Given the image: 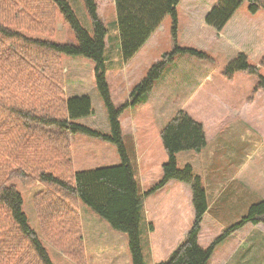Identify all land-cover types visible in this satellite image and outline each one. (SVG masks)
Returning a JSON list of instances; mask_svg holds the SVG:
<instances>
[{"label": "trees", "instance_id": "trees-1", "mask_svg": "<svg viewBox=\"0 0 264 264\" xmlns=\"http://www.w3.org/2000/svg\"><path fill=\"white\" fill-rule=\"evenodd\" d=\"M82 1L91 33L80 25L66 0H0V264H53L44 241L76 264H84L80 215L85 206L126 236L132 264H144L139 240L142 198L123 144L120 118L128 108L145 101L172 62V52L163 54L151 66L123 103L114 104L105 79L107 30L97 14L96 0ZM244 1L252 12L264 10V0H216L205 15L206 25L221 31ZM113 2L120 52L126 62L167 16L175 25L176 7L181 0ZM58 12L75 41L57 43L24 34H52ZM63 56H81L95 63L96 89L106 110L109 134L77 123L92 115L93 106L87 95L65 97ZM260 69H264V54L259 67L250 65L239 54L226 65L222 76L232 79L236 73L255 75L257 82L246 99L250 103L256 93L264 96ZM76 133L114 145L120 164L74 171L70 136ZM159 137L167 162L162 166V180L157 187L174 180L188 184L194 210L188 233L160 264H207L217 243L247 223H258L257 217L264 215V200L251 205L244 217L208 247H202L198 234L208 209L206 191L190 165L178 168L176 155L185 151L200 153L206 145L204 127L186 111L178 110ZM13 181L24 186L38 182L44 187L33 196L40 234L28 225Z\"/></svg>", "mask_w": 264, "mask_h": 264}, {"label": "rangeland", "instance_id": "rangeland-1", "mask_svg": "<svg viewBox=\"0 0 264 264\" xmlns=\"http://www.w3.org/2000/svg\"><path fill=\"white\" fill-rule=\"evenodd\" d=\"M66 1L80 25L91 33V25L83 1ZM209 1L190 0V3L185 5V1L181 0L176 7L175 27L172 18L167 16L156 32L126 62L122 60L120 52L113 0H96V5L97 14L107 30L104 49L105 79L114 104L123 103L131 88L146 76L151 66L158 63L163 54L172 52L173 60L166 66L156 84L160 85L162 91H165L173 100L176 109L179 107L180 110L186 111L188 97L194 89H197V93L193 99L197 98L200 90H206L216 94L235 110L237 109L238 115L228 120L227 128L221 133L207 135L202 155L193 151L180 152L176 155L178 168L190 165L195 175L199 178L203 176V186H211L214 182L232 183L230 194L225 195L216 206L227 205L226 210L221 213L229 215L232 211L239 209L241 200L232 194L234 180L226 167L224 151L220 144L227 133H236V138L228 143L234 147V155L237 158L243 157L248 151L249 161L238 176L237 182L247 180L251 183L249 193L255 198L264 200V139L261 132L256 130L255 133L252 126L244 122L243 108H241L250 96L257 77L236 73L233 80L229 81L222 76L226 65L239 54H243L250 65L260 66L264 54V10L258 9L252 12L249 9L250 4L244 1L225 27L217 31L205 23V15L211 9ZM24 34L57 43L75 41L59 12L56 14V27L52 34ZM62 66L65 97L87 95L92 102V115L77 120V123L102 134H109L106 110L96 89L95 63L81 56H63ZM259 73L264 77V69H260ZM184 78H190L189 84L180 91L179 84ZM205 78L210 82H206ZM152 91L149 100L153 101L155 96L159 95L162 101L161 89L157 87L155 91L154 89ZM142 102L143 100L122 114L120 118L122 140L135 169V177L142 198L139 240L143 261L144 264H160L184 239L186 235H183L188 233L193 224L192 191L188 184L177 180L157 187L162 180V166L167 162L159 133L173 117L164 115L168 114L174 106L167 112L159 110L154 115L150 103L142 105ZM206 108L213 111L209 104H206ZM218 111L221 112V108H218ZM186 112L190 115L188 111ZM70 145L73 169L76 172L120 164L116 147L105 141L76 133L70 136ZM204 163L209 167V175ZM12 183L21 195L22 211L28 225L40 234L33 196L44 187L38 182L30 186H24L19 181ZM80 205L85 206L82 203ZM216 207L211 210V213L216 212ZM85 208L88 211L82 208L80 215L85 247L84 264H132L126 236L114 231L91 209L86 206ZM260 221L258 227L264 229V219ZM232 225L228 222L220 226L218 222L212 221L205 214L200 223L199 244L202 247L205 245L208 247ZM224 240L215 245L213 252L218 248L216 254L211 255L213 257H210L207 264H223L224 262L239 264L238 259L243 260L244 249L247 247L241 249L231 260L228 256L234 242L229 239L224 243ZM43 243L53 264H76L46 241ZM248 264H264L261 253L257 252L254 261Z\"/></svg>", "mask_w": 264, "mask_h": 264}, {"label": "crops", "instance_id": "crops-1", "mask_svg": "<svg viewBox=\"0 0 264 264\" xmlns=\"http://www.w3.org/2000/svg\"><path fill=\"white\" fill-rule=\"evenodd\" d=\"M182 1H185V5L186 4L188 5L190 3V0H182ZM215 2L216 0H210L209 8H211L215 4ZM189 79L184 78L182 81H180V84H179L180 91H182L185 87H187V85L189 84ZM227 80L232 81L233 77L232 79H227ZM206 82H210V81L206 80ZM252 82L254 83L253 80ZM157 87H159L162 91V87L157 84L156 86L154 85V88H153L154 91ZM200 91L201 92L199 93L196 99H193V98L197 93V89H194V91L190 94V96L188 97L187 103H186V106H187L186 111H188L190 115L193 116L192 118L195 121L203 125L204 131L206 134V139H207L208 134L210 135L213 133L214 134L221 133L225 128H227L228 125L226 124L228 120L234 116H237L238 112H237V109L235 110L230 105L224 103L218 96H216V94H212V92H209L206 90L205 91L200 90ZM152 92L153 91H151L147 95L142 105H148V103H150V106L154 111V115H156L159 110L167 112L169 111L171 107L175 105L173 103V100H171L168 97L165 91H162L163 92V99H162L163 104L161 101V97L159 95L155 96V99H153V101H150L149 98L151 97ZM214 102H215V107H214ZM206 104H209V106L212 107L213 109L212 112L206 108ZM177 108L178 109H176V107L174 106L172 109H170V112L164 116L166 117L170 116L171 118L172 116L176 114L178 110H180L179 107ZM218 108H221V112L218 111ZM241 108H243L244 122L252 126L255 133H256V130L261 132L262 133L261 135L264 139V96L262 92H258L256 94L255 99L252 102L250 103L245 102ZM233 138H236V133L234 134L227 133L221 139L220 144L224 151V161H225L226 167L230 171V174L234 180L232 194L234 197L241 200V206L239 207L237 211H232V213L229 215H223L221 212H224V210H226L228 206L223 205V204H220L219 207H216V206L219 204V202L222 200V198L225 195L230 194L229 190L231 189L232 183L214 182L211 186L209 185L204 186L205 191H206L207 205H208V209L205 212V214H207L209 218L212 219V221L218 222L220 226L226 225V223L228 222H229V225L237 223L242 217L246 215L247 210L251 204L257 203L259 201H263V198H259V197L255 198L252 194L249 193V188L251 186L250 182H248L247 180L237 182L238 176L247 166L249 157L247 156L248 151H246L243 157L241 158H237L234 155V147H232L228 143V141H231ZM202 151L198 154L202 155ZM204 166L206 167V171L208 172V175H209V171H210L209 167L206 166V163H204ZM200 180L203 183V176H200ZM214 207H216L215 209L216 212L211 213V210ZM81 213H82V208H81ZM205 214L203 215V217H205ZM224 219H226V221ZM257 219H258L257 224L247 223L242 228L232 232L228 237L224 238L225 239L224 243L229 239H232L234 242V245L231 247V250L229 252L228 259H231V260L234 259L241 249H243L244 247H247L246 249H244L245 257H243V260L238 259L239 264H245V263L248 264L254 261V258L257 252L261 253L262 259L264 260V229L258 227V225L261 222L260 220L262 219V217H257ZM186 233L183 236H185ZM180 241L181 240H179V242ZM204 247H207V245H205ZM217 249L214 250L212 255L216 254ZM223 264H226V262H224Z\"/></svg>", "mask_w": 264, "mask_h": 264}, {"label": "flooded vegetation", "instance_id": "flooded-vegetation-1", "mask_svg": "<svg viewBox=\"0 0 264 264\" xmlns=\"http://www.w3.org/2000/svg\"><path fill=\"white\" fill-rule=\"evenodd\" d=\"M262 218L264 219V215H262Z\"/></svg>", "mask_w": 264, "mask_h": 264}]
</instances>
